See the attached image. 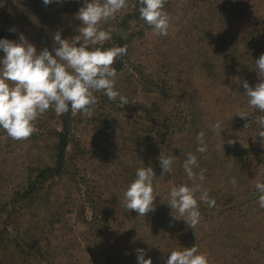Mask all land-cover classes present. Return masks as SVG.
<instances>
[{
  "label": "rangeland",
  "instance_id": "374dc122",
  "mask_svg": "<svg viewBox=\"0 0 264 264\" xmlns=\"http://www.w3.org/2000/svg\"><path fill=\"white\" fill-rule=\"evenodd\" d=\"M83 3L0 0V38L17 41L23 34L38 52L51 51L56 32L66 39L78 34L75 14ZM164 7L166 36L134 18L136 0L101 25L119 29L126 22L127 54L113 67L128 104L97 92L91 117L72 111L61 176L22 210L13 196L31 170L56 163L54 133L62 121L50 108L22 141L0 129V239L9 240L0 244L1 264H137L138 249L152 264H165L168 252L194 245L208 264H264V208L255 188L264 182L258 124L264 113L243 95L244 81L254 87L264 79L254 62L264 53V0H167ZM113 38L103 47H114ZM199 132L204 153L196 151ZM188 153L206 169L199 183L216 201L211 208L198 201L193 229L175 220L167 204L171 186L192 184L182 167ZM160 154L174 157L168 173L161 174ZM143 166L154 170L156 197L155 210L142 217L124 207L123 193ZM11 240H18L20 256Z\"/></svg>",
  "mask_w": 264,
  "mask_h": 264
},
{
  "label": "clouds",
  "instance_id": "9594fccd",
  "mask_svg": "<svg viewBox=\"0 0 264 264\" xmlns=\"http://www.w3.org/2000/svg\"><path fill=\"white\" fill-rule=\"evenodd\" d=\"M61 3L64 0H42L44 5ZM167 0H138L139 18L156 36H166L170 26V17L165 11ZM128 6V0H84L83 6L75 14L80 21L77 35L71 39L61 37L58 31L53 36L54 47H47L39 52L23 34L17 41L0 38V129L15 141L28 139L35 131L34 121L50 108L58 114L70 110L92 116V108L98 103L95 93H102L109 101H116L119 106L128 104L127 98L120 95L116 88L117 70L113 67L116 60L127 54V46L105 48V42L112 40L113 33L126 38L119 29L102 28V24L116 18L117 13ZM10 31H16L15 28ZM256 71L264 73V53L255 61ZM264 78V77H262ZM244 96L251 108L264 113V79L254 87L243 82ZM241 118L248 114H238ZM261 128L260 137H264V115L258 118ZM214 128H222L220 121ZM205 133L197 134L196 151H207ZM228 143H232L229 141ZM222 148V144L220 145ZM162 173L172 170L173 156L158 157ZM183 170L188 184L173 185L168 192V205L175 220H183L190 228L199 223L201 213L198 201L208 207L215 206V199L209 196L207 189L202 190L206 169L199 168L197 157L188 153L183 162ZM199 168V171L194 169ZM152 167H138L135 178L123 193V204L127 210H134L139 216L155 210ZM232 186L237 180L232 178ZM258 193V205L264 208V182L255 184ZM199 194V195H197ZM175 210L177 215H173ZM165 264H208L206 254L199 253L194 245L180 251L168 252ZM146 250H137V264H152V259L145 258Z\"/></svg>",
  "mask_w": 264,
  "mask_h": 264
},
{
  "label": "trees",
  "instance_id": "16d2710c",
  "mask_svg": "<svg viewBox=\"0 0 264 264\" xmlns=\"http://www.w3.org/2000/svg\"><path fill=\"white\" fill-rule=\"evenodd\" d=\"M139 5L138 0H136V8L134 11V18L137 19L140 22H144L139 18V11H138ZM129 17V16H128ZM124 25L119 26V30L122 33H128L127 32V26L126 22H123ZM126 28V29H125ZM130 36L127 34V37ZM114 46H124L127 44V41L125 38H121V35L118 33H115L114 38ZM117 71L119 68L116 69ZM72 111L70 110L67 113L60 114L58 116V119L61 120V131L55 132L54 135L57 139L56 144V163L54 166H48L46 168H35L30 171L29 176L27 178L26 187L19 192H16L12 198V203L18 206V209H23L27 206L33 205L39 197V194L41 191H43L44 187H49L51 183L56 179L57 177L61 176V163L64 161V154L67 148V131L69 129V124L72 121ZM24 205V206H23ZM11 219V218H9ZM12 223V221H10ZM3 237V234H0ZM14 242V246L11 250L14 249V254L17 256H20L23 252L21 250V247L19 246L18 240H11V243ZM4 243L5 245H8L9 240L8 239H0V244ZM25 251V250H24ZM1 264V263H0Z\"/></svg>",
  "mask_w": 264,
  "mask_h": 264
}]
</instances>
